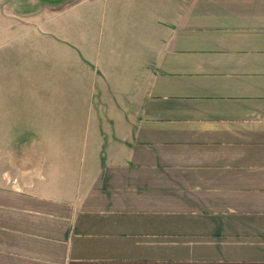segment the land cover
I'll return each instance as SVG.
<instances>
[{"label":"crops","instance_id":"0c3cea01","mask_svg":"<svg viewBox=\"0 0 264 264\" xmlns=\"http://www.w3.org/2000/svg\"><path fill=\"white\" fill-rule=\"evenodd\" d=\"M96 18L80 53L98 86L70 63L26 91L0 66V264H264V0H104ZM1 44L0 65L58 59L56 34L35 56Z\"/></svg>","mask_w":264,"mask_h":264},{"label":"rangeland","instance_id":"374dc122","mask_svg":"<svg viewBox=\"0 0 264 264\" xmlns=\"http://www.w3.org/2000/svg\"><path fill=\"white\" fill-rule=\"evenodd\" d=\"M103 2L104 0H0V45L3 43L16 47L25 44L28 50H35V56L44 54L55 34L58 40V59H2L0 66L11 63L27 70L29 80H23L21 84L26 91H32L35 85L44 82L49 71L56 69L59 77H65V72H71L70 63L74 65V87L98 86L101 65L89 58L81 59L80 44L83 32L87 42L96 39L97 30L100 28L96 14ZM9 11L15 15L7 16ZM89 14L93 15L91 22L87 16ZM67 29L73 32L71 38L75 44L74 59H66ZM96 51L97 48L91 49V54L95 55ZM15 83V80H10L8 88H15ZM65 84V79H59L57 86L65 87ZM2 164L1 159L0 167Z\"/></svg>","mask_w":264,"mask_h":264}]
</instances>
